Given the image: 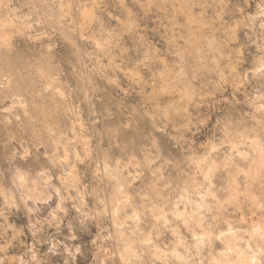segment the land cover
Wrapping results in <instances>:
<instances>
[{"label":"clouds","instance_id":"obj_1","mask_svg":"<svg viewBox=\"0 0 264 264\" xmlns=\"http://www.w3.org/2000/svg\"><path fill=\"white\" fill-rule=\"evenodd\" d=\"M63 33L140 97L121 127L148 121L146 148L55 123L76 90L31 51ZM241 169L264 182V0H0V264H264V196L229 215L215 183Z\"/></svg>","mask_w":264,"mask_h":264},{"label":"rangeland","instance_id":"obj_2","mask_svg":"<svg viewBox=\"0 0 264 264\" xmlns=\"http://www.w3.org/2000/svg\"><path fill=\"white\" fill-rule=\"evenodd\" d=\"M98 3L100 7L111 11L112 0H98ZM100 17L105 22V27H112L115 24L114 21L109 24L107 16L103 13H100ZM87 19L91 21V14L87 16ZM93 27H97V25L93 24ZM135 40L134 35H126L122 38L121 45L126 48L132 47ZM90 49L91 45L86 41L78 40L71 33H63L58 38L57 47L43 58H41L39 48H33L31 51V57L34 60L44 63L59 76L63 83L76 90L72 103L80 106L79 113L74 107L67 112L59 110L53 116L55 123L60 128H68L72 126L77 115L81 120H88L91 113L95 112L97 115L93 118L97 119L98 123L90 125L88 132L93 136L94 142L96 140L101 142L102 147L108 150L109 155H122L146 148L145 136L147 130L150 129L148 121L140 119L133 127H121L122 123L127 122L129 115V112L121 109V105L127 108L129 105L135 104L140 97L135 93L125 97L124 93L106 79L103 69V64L106 61H102L95 72L89 71L92 66L82 53L84 50L90 51ZM85 81L92 89L91 99L81 104V101L84 100L82 89L85 88ZM113 141L120 145L119 150L111 147ZM162 143L165 148L175 153L176 149L171 147L167 138ZM162 155L165 159L168 158L167 153L162 152ZM241 173V176L234 177L231 181L224 173H220L215 180L217 186L225 189L223 197L230 206L229 215L239 216L245 211V205L250 206L252 203H256L259 206L260 197L264 196V182L260 181L258 174L249 176L248 172L243 169H241ZM236 208L240 211H235ZM248 215L251 216V213ZM167 242L166 239L165 243ZM217 247L219 248L220 245L217 244Z\"/></svg>","mask_w":264,"mask_h":264}]
</instances>
